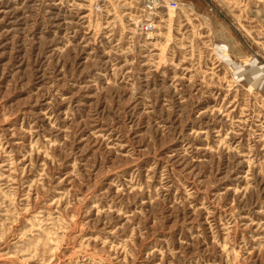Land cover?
Instances as JSON below:
<instances>
[{"label":"rangeland","instance_id":"rangeland-1","mask_svg":"<svg viewBox=\"0 0 264 264\" xmlns=\"http://www.w3.org/2000/svg\"><path fill=\"white\" fill-rule=\"evenodd\" d=\"M0 0V264H264V0Z\"/></svg>","mask_w":264,"mask_h":264},{"label":"built area","instance_id":"built-area-1","mask_svg":"<svg viewBox=\"0 0 264 264\" xmlns=\"http://www.w3.org/2000/svg\"><path fill=\"white\" fill-rule=\"evenodd\" d=\"M141 2V11L135 19V24L136 27L139 26V30L144 32H149L154 28V19L160 8H176V2L173 0H141Z\"/></svg>","mask_w":264,"mask_h":264}]
</instances>
